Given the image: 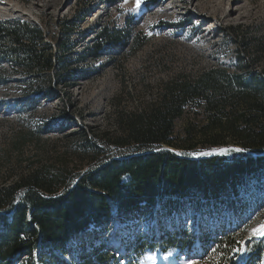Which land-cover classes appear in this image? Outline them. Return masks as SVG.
Instances as JSON below:
<instances>
[{
	"label": "rangeland",
	"instance_id": "obj_1",
	"mask_svg": "<svg viewBox=\"0 0 264 264\" xmlns=\"http://www.w3.org/2000/svg\"><path fill=\"white\" fill-rule=\"evenodd\" d=\"M111 2L88 9L71 35L76 43L65 69L8 67L0 84V185L44 165L86 169L92 151L82 149L78 129L118 158L125 149L112 141L122 136L121 119L156 102L165 82L192 80L214 66L234 70L238 49L264 45V0H162L149 9L141 0ZM76 7L75 0H0V19L37 23L53 45L57 22L70 19ZM96 23L122 30L127 44L113 50L105 45L96 59L85 54L91 40L86 34ZM138 32L145 42L131 53ZM252 67L264 68V56ZM57 77L61 81L54 84ZM37 88H47L50 96H40ZM193 121L188 114L177 119L174 137L183 138ZM214 148L172 150L193 158ZM243 178L237 196L156 201L130 217H115L106 231L93 233L90 226L63 251L45 249L12 264L71 263L89 239L121 264H264V237L254 234L264 225V169ZM165 240L177 245L164 250L159 245Z\"/></svg>",
	"mask_w": 264,
	"mask_h": 264
},
{
	"label": "trees",
	"instance_id": "obj_2",
	"mask_svg": "<svg viewBox=\"0 0 264 264\" xmlns=\"http://www.w3.org/2000/svg\"><path fill=\"white\" fill-rule=\"evenodd\" d=\"M107 1L75 0L71 18L57 22L60 35L53 45L37 23L22 17L0 19V84L9 66L12 71L28 72L65 69L76 43L72 33L93 3L96 8ZM118 1L122 0L110 4L116 6ZM161 1L141 0L145 9ZM86 35L91 40L85 54L94 59L105 45L113 50L127 44L123 31L110 29L107 23H96ZM144 42L143 33H136L131 38V53ZM261 56L264 45L244 46L236 51L234 70L214 66L192 80L165 82L156 102L121 119L122 136L112 141L125 149L118 158L78 129L82 149L92 151L86 169L44 165L0 185V264H12L45 249L63 251L90 226L93 233L106 231L115 217H130L156 201L196 196L226 199L230 192L237 196L243 177L264 169V68L252 67ZM60 81L59 77L53 80L54 84ZM49 92L47 88L36 91L40 96H50ZM184 114L194 121L184 128L183 138H176L174 122ZM227 145L241 151L193 159L160 149L165 146L186 153ZM89 240L88 247L82 242L76 258L64 264H121L109 248ZM176 245L174 240H165L159 246L165 250Z\"/></svg>",
	"mask_w": 264,
	"mask_h": 264
},
{
	"label": "water",
	"instance_id": "obj_3",
	"mask_svg": "<svg viewBox=\"0 0 264 264\" xmlns=\"http://www.w3.org/2000/svg\"><path fill=\"white\" fill-rule=\"evenodd\" d=\"M3 20V19H2ZM160 149H165V150H168V151H171V152H174L172 149L168 148V147H161ZM221 149H228L229 151H231L232 149H240L239 147L237 146H233V145H227V146H221V147H216L214 148L212 151H207L205 152L204 155H201V157H193V159H201V158H210V157H214V156H217L219 154V150ZM241 150V149H240ZM247 155H251L252 157H255L256 155L255 154H252V153H248V152H243ZM261 155H264V152L261 154ZM200 156V155H199ZM78 179L75 180V182L73 183V185L77 182ZM16 204V203H15Z\"/></svg>",
	"mask_w": 264,
	"mask_h": 264
},
{
	"label": "snow or ice",
	"instance_id": "obj_4",
	"mask_svg": "<svg viewBox=\"0 0 264 264\" xmlns=\"http://www.w3.org/2000/svg\"><path fill=\"white\" fill-rule=\"evenodd\" d=\"M229 150L228 149H221L219 150V154L223 155L226 154ZM231 151H241L240 149H232ZM205 153H201V155H204ZM255 235L259 236V237H264V225H261L260 228L258 230H256L254 232Z\"/></svg>",
	"mask_w": 264,
	"mask_h": 264
},
{
	"label": "bare ground",
	"instance_id": "obj_5",
	"mask_svg": "<svg viewBox=\"0 0 264 264\" xmlns=\"http://www.w3.org/2000/svg\"><path fill=\"white\" fill-rule=\"evenodd\" d=\"M99 12V11H98ZM98 13L95 14V16L97 15Z\"/></svg>",
	"mask_w": 264,
	"mask_h": 264
}]
</instances>
